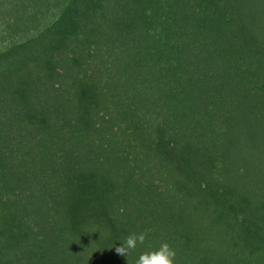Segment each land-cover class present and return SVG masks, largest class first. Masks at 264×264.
I'll use <instances>...</instances> for the list:
<instances>
[{
	"label": "trees",
	"instance_id": "trees-1",
	"mask_svg": "<svg viewBox=\"0 0 264 264\" xmlns=\"http://www.w3.org/2000/svg\"><path fill=\"white\" fill-rule=\"evenodd\" d=\"M165 241L264 264V0H4L0 264Z\"/></svg>",
	"mask_w": 264,
	"mask_h": 264
},
{
	"label": "clouds",
	"instance_id": "clouds-1",
	"mask_svg": "<svg viewBox=\"0 0 264 264\" xmlns=\"http://www.w3.org/2000/svg\"><path fill=\"white\" fill-rule=\"evenodd\" d=\"M150 230L130 233L122 240V244L115 248L117 254L129 256L137 250L139 245H144ZM177 251L168 242H162L155 248L141 252L135 264H177Z\"/></svg>",
	"mask_w": 264,
	"mask_h": 264
},
{
	"label": "rangeland",
	"instance_id": "rangeland-1",
	"mask_svg": "<svg viewBox=\"0 0 264 264\" xmlns=\"http://www.w3.org/2000/svg\"><path fill=\"white\" fill-rule=\"evenodd\" d=\"M0 1H2V2H3V4H4V0H0ZM3 4H0V8H1V7H3Z\"/></svg>",
	"mask_w": 264,
	"mask_h": 264
}]
</instances>
